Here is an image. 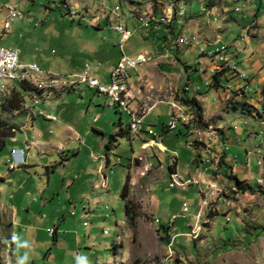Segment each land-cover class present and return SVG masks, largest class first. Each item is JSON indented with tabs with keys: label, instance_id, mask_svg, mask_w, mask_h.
Instances as JSON below:
<instances>
[{
	"label": "rangeland",
	"instance_id": "obj_1",
	"mask_svg": "<svg viewBox=\"0 0 264 264\" xmlns=\"http://www.w3.org/2000/svg\"><path fill=\"white\" fill-rule=\"evenodd\" d=\"M148 1H151L150 9L136 16L134 11L137 5L130 2L145 4ZM158 1L120 0L111 3V0H107L102 5L97 0H0V47L19 49L23 64L36 63L42 69L40 75L34 77V80L32 78L34 86L22 84L20 79H16V82L3 81L5 85L0 87V107L3 100L21 85L28 89L27 93H32V97H46L50 90L60 93L63 89L62 81L70 80L74 74H84L87 65L92 68L94 77L103 85L109 86L112 70L124 52L130 57L148 52L154 62L140 69L145 79L141 84L145 88L137 90L135 94V100L140 102L142 110H150L143 119H146L145 123H150L159 134H164V124L170 122V115L174 111L171 106L173 103L188 109L189 125H194L192 130L202 129L204 123L201 122L200 115L184 105L183 99L188 97V93L207 98L205 105L211 111L217 105L214 94L227 92L231 95L245 82L229 74L220 77L222 79L220 85H215L214 88H218L215 92L204 94L207 90L205 82L199 78L198 71L192 70L201 60L200 49L211 52L216 48V41L237 53L245 48L247 52L239 53L241 57L233 63L238 65L239 72L246 73L243 72V69L248 71L244 57L256 53L264 43V0H242L245 7L238 13L235 11L237 3L234 0ZM101 5L105 8L112 5L125 14L124 22L134 36L126 44L124 51L119 46L121 35L113 30L108 14L100 11ZM254 6L256 11L251 9ZM10 8L21 12L24 18L16 20L6 30L4 24ZM158 9L162 10V14L166 11L171 14L161 20L171 22L175 18L174 24L178 27L180 19L182 24L185 23L183 27L187 28L189 23L196 29L190 34L201 33H196L201 42L199 48L176 50L177 59L174 58L171 64L162 62L160 51L157 50L161 39H145V29L138 20L146 18L151 22L153 18L150 15L157 13ZM81 17H85V20ZM253 23L255 27L252 26ZM259 24L260 40L250 41L249 32H255ZM149 32L158 33L156 30ZM235 45L238 47L235 48ZM190 67L193 79L191 82L187 78ZM138 81L139 75L134 74L131 84ZM186 87L189 92H186ZM198 87L201 91L197 90ZM40 92L42 93L39 94ZM68 92L39 105H35L25 93L27 108L34 107L35 117L46 124L49 137H57L59 128L57 125L52 126L56 122H51L47 115L62 102L72 105L70 104L67 112L61 108L59 116L67 117L72 125L83 131V135L88 130L89 136L82 137L80 143L61 142L63 150L59 153L55 149L59 145H49L53 142L46 139H43L42 147L33 148L32 142L39 138L36 136L33 139L35 132L30 131V125H35L36 120L30 115H23L26 114L24 110L21 116L19 112L7 115L8 121L16 124L18 131L0 152V264H232L231 261L222 262V257L232 252L243 253L240 240L248 237L247 241L251 242L258 237H264L263 227L256 229L255 235H252L247 231V226L238 224L240 216L234 210L229 215L224 214L229 209L227 201L224 203L221 200L218 203L219 214L215 211V200L207 194L212 192L220 197L225 192V188H219L222 184L230 183L226 173H219L221 177L216 178L219 180V188L216 184L208 186L207 190L205 184H185L180 187L170 184L167 179L166 176L169 177L171 172L167 167L168 161L171 159V164L175 167V153L183 175H188L187 179L192 178L190 180L202 183L194 178L199 175L195 161L197 156H201V150L210 154L212 141L207 136L201 138L206 145L199 139L201 149L197 151L194 147H189L190 141L185 136L177 137L172 134L178 128L170 131L164 140L168 149L160 154L162 162H157L155 156L144 153L141 142L135 137L129 139L117 136L113 153L109 154L110 166L104 170L106 180H98V174H82V169L99 168L95 163L96 158L90 154L91 150L99 149L100 143H103V152L98 153V156L103 158V167L106 168L109 153L106 146L113 141V131L118 128L121 116L125 124L130 117L126 112L118 113L117 104L118 108L115 109V104L109 97L99 95L97 90L89 89L87 84H79L72 92ZM243 94L244 92H236L235 96ZM260 96L263 97L264 93H260ZM91 103L92 109L88 112V105ZM259 103L261 104H245L243 115L259 117L264 121V100ZM46 105H50V109ZM201 108L203 120L204 110L202 106ZM235 108V103L229 100L227 109L232 112ZM97 112L100 113L98 120L102 117L98 123L97 120L94 121ZM220 116L215 115L214 118L220 120L223 118ZM215 122L217 121L214 124ZM250 123L253 124L250 130L255 133L254 140H248L246 145L244 139L235 140L237 137L232 133L237 147H233L228 155L236 166L245 165L249 160L250 170L257 177L259 173H264V125L254 119ZM232 124L237 129L247 128L243 122ZM180 126L184 128L182 123L178 124L179 128ZM207 128L220 135V129L213 126ZM233 129L234 127L230 131ZM241 146L250 149L257 147L258 151L247 156ZM133 151L141 159H132ZM237 155L239 160H236ZM11 165L15 166L16 171H11ZM199 166L200 172H204V164ZM127 176L129 189L125 193L127 198H124L123 189ZM217 176L216 173L214 177ZM79 177H83L81 182L77 181ZM88 177L94 178L93 183L87 182ZM185 187L187 190L183 189ZM198 187L203 189L205 197L200 196ZM233 193L228 192L226 196L230 199ZM258 194L261 196L255 200V212L245 217L248 225H264V192ZM204 200H208V204L202 208ZM185 205L188 207L187 213L184 212ZM127 206L130 208V215L126 213ZM199 212L200 216L195 217ZM243 216L245 215L240 218ZM167 222L172 224L169 228L172 235L170 243H173L171 246L164 240L166 234L160 225ZM194 228L198 230L197 235L192 233ZM258 245V251L253 249L259 261L257 264H264V239ZM249 254H252L250 249L245 257L240 256L239 259L236 257L238 255H233L232 258L238 264H245L247 261V264H255V255L252 260L251 256L248 257ZM243 260L245 263H242Z\"/></svg>",
	"mask_w": 264,
	"mask_h": 264
},
{
	"label": "crops",
	"instance_id": "obj_2",
	"mask_svg": "<svg viewBox=\"0 0 264 264\" xmlns=\"http://www.w3.org/2000/svg\"><path fill=\"white\" fill-rule=\"evenodd\" d=\"M119 1L120 0H115V1L111 0V3L112 2L117 3ZM130 3H132L133 5H137V6H135L136 9L134 11V14L137 16L140 12L150 9L151 1H148V3H145V4H136L134 2H130ZM158 3H160V2L158 1ZM251 9L252 10L255 9L254 11H256V6L252 7ZM170 15H171L170 12L166 11V13L162 14V10L158 9L157 18L170 17ZM7 16H8V13H7ZM217 19H218V17H217ZM180 21H182V20H180ZM182 25H185V23H183ZM186 26H187V28L183 27V29H186L190 32L192 30L193 31L196 30V29H194V27H191V25L189 23ZM178 27L175 28L176 33L180 32V30H178ZM259 29H260V24H259V27L257 28V30H255V32L251 33L248 31L250 33V37H249L250 41L258 42L260 40L259 39V35H260ZM246 30H247V28H246ZM156 31H158V33L144 32V38L145 39H151L153 41L161 39V43H162L165 40V36L167 35L166 27L161 26ZM196 33L197 32H195L194 34H196ZM197 34L201 35V33H197ZM201 37L205 38V36H201ZM220 38H221V35L219 34V39ZM219 39H217V40H219ZM237 47L238 46L235 45V48H237ZM158 49H163V48L160 46ZM263 51H264V43L262 44L260 50H257L256 53H252L249 56L244 57L245 63L247 64V70L248 71L243 69V72H246L250 75L252 82H250L249 88L254 89L253 91L247 90L246 95H236V96H235V93L237 91H234L233 94H231V95L228 94L227 92H223V94H221V95H218V93H216V94H214V96L217 99V102H216L217 105H216L215 109L211 110V111H208V109H207L208 106L205 105L207 98H203V96L197 97L196 95H190L191 98H195L198 101V103L203 107V110H204L203 128H207V126H213L217 129H220L219 130L220 139H218V144L214 148L212 147L213 146V140H212V142H211L212 146L209 149L210 154L207 153L205 150H201L200 151L201 156L200 155L197 156V160L195 162L198 164V171L197 172L199 175H198V177H194V178L201 180L202 184H205L207 186L206 188H208V186H210V185H216V184H217L216 186L219 188L220 187V184L218 183L219 180L216 178L221 177V174L223 172H226L228 175H230V173H232L233 176L238 178L241 182H244V186H245L246 191L237 190L234 187L233 183H227V184H222V186L219 188V189L225 188V192L220 197L216 196L212 192H209L207 195L215 200V204H216V206L214 205L216 207L215 211H218V214H219V208L217 206H218V203L222 200L224 203H226V201L228 202L226 205L229 208L228 211H224V214L229 215L230 214L229 212L234 210L235 213L237 214V216L241 217L242 215H245L242 218L238 217V224H240L241 226H244V227L247 226L248 227L247 231L251 232L252 235H255L256 229H259L261 227L264 228V225H259V224H255V226L254 225H248V223L246 221L247 219H245V217H247V215H253V212H255L256 207H257V205L255 204V200L257 201L258 200L257 198H259V196H261L260 194L255 193L254 191L262 189L261 191L264 192V188H261L264 185V183H263L264 173L263 174L259 173L258 176L256 177V175L250 170V161L249 160L246 162L245 165L236 166V164H233V162H231V160L229 159L230 155H228V153L232 150L233 147H237V144H236L237 141H235V140L244 139L246 142V145L248 144V142L250 140L251 141L254 140V138H255L254 134L255 133H254V131L250 130L251 126L253 125V124L251 125V123H250L252 121V119H254L258 123L264 125V121H262L259 117L255 118L254 116L247 117V116L243 115V110H244L245 104H252L253 105L254 102H257L259 105V104H261V103H259V101L264 100L263 99L264 96L261 97L259 93H256V94L253 93V92H255V88L257 86H259L261 88L264 87V52ZM238 52L241 54L243 52L244 53L247 52V50L245 51V48H244V49L239 50ZM240 54L238 57H241ZM173 59L174 58H167V61H166L167 64H169V63L171 64L173 62L172 61ZM205 61H207V62H205ZM199 62L200 61H198V63ZM201 62L209 65L208 60H206V59H201ZM197 67H198V65H197ZM197 67L196 68L193 67L194 69H192V70L199 72ZM191 68L192 67H190L189 73L187 75V78H189V82H191V80H193L191 77L192 73L190 72ZM198 75L200 76L199 78L201 80H203L204 82H205V78L209 76L208 73L204 74L201 72H199ZM221 79L222 78L219 79L218 85H220ZM144 81H145V79H144ZM144 81H142V82H144ZM77 86H79V85L64 88V89H62V91L60 93L58 91L55 92L53 90L47 91V92H49V95H47L44 98L41 97V100L39 101L40 103L38 102L37 104L34 103L31 92L26 93V95L33 101V103L35 105H39L42 103H48L51 100L56 99L58 96H63L66 94L67 91L72 92ZM143 87L145 88V86L142 85L141 83H139V81L135 82V84L133 85L134 93L137 94V90L140 91ZM89 89H91V88H89ZM215 89H218V88H212L210 91H208V89H207L204 91V94L207 95V94L213 93V92H215ZM206 91H208V92H206ZM186 92H189V91H186ZM229 100H232L235 103V106H236L235 111L230 112L231 110L227 109V104H228ZM70 104L72 105V103L65 104L64 102H62V104H60L57 107V109H51L49 111L50 113L47 115V118H49L51 122H56V123L52 124V126L57 125V127L59 128L57 130V137L55 136V138H52L51 136L49 137L47 134L48 127L46 126V124H44V122L42 120L36 119V117L33 116V108L34 107L26 108L27 105L25 103L24 111L27 112V115L32 116V118L34 120H36V122L34 123L35 125H33V124L30 125V127L32 126L30 131L33 133L35 132L33 139H34V137L36 138V136L39 138L38 140H34V142H32V144L34 145L33 148L38 149L39 147H42L43 139H46L48 142H53V144H49V145H52V146H54V145L58 146L59 145L58 147L55 148L56 152L59 153L61 150H63V148H62L63 145L61 142L65 143V144L80 143L82 137H88L89 136L88 130H86L84 132V135H83V131L80 130L79 128L77 129L74 125H72L70 123V120L67 119V117H60L59 116L61 108H63V110L67 112ZM113 104H115V103L113 102ZM138 105H141L140 102L134 100L133 106L136 107ZM79 106H81V105H79ZM45 107H49V109H50V105H46ZM114 107H115V109L118 108L116 104ZM223 108H225V109H223ZM91 109H92V103L88 105V112ZM116 110L118 113L120 112V111H118L119 108ZM70 112H71V110H70ZM63 114H65V113H63ZM215 115L216 116L221 115L220 117H223V118H221V119L219 118L220 120H218L217 117L214 118ZM98 116H100V113L97 112V117L94 118V121L97 120L96 123L100 122L101 118H102L101 117L98 120ZM145 121H146V119H145ZM145 121H143L144 122L143 123L144 129L139 134L133 133L130 131L131 118L125 124L124 118H123V116H121L118 128L114 129V131H113V135H112V136H114L112 138L113 141H111L107 144V146H110V149H107V146H106V149L109 152L107 155L108 157L106 159V163H107L106 168L103 167L105 164V161H103L102 157L98 156L99 155L98 153L103 152V147H102L103 143H100L99 149L91 150L92 153L90 154L91 157L94 156L96 158L95 163L99 166V168L96 170L82 169L81 170L82 174H84V175L86 174V176H92V175L98 174V175H100L98 180H103V179L106 180V177L104 176V170L108 169L110 166L111 159L109 157V154L111 155L113 153V147L115 146V144L117 142V136L127 137L129 139H131L132 137H135L138 141L141 142V150L144 153L148 154L149 156L153 155V156H155V160H157V162H162L160 160V154H162L163 152H166L168 149V147H166L164 145L165 137H167V135L170 134V132L165 127V125L168 123L164 124V127H163L164 134H159V132L156 131L152 127V125H150V123H145ZM214 121H217V122H215V124H214ZM235 122H239V123L243 122L244 124H246L247 128L237 129L238 127L236 128V126H234L232 124ZM59 123H61V124H59ZM188 125H189V123H188ZM232 127H234V129L232 131H230L232 129ZM36 129H37V131H35ZM195 130L196 129H193L192 131L195 132ZM150 132H153V133H150ZM189 133H190V130L188 128H186V127L181 128V126H180L178 132L172 133V134H174L177 137H184L185 136L187 139L191 140L193 135L190 138ZM232 133H234L237 137L235 140L232 139ZM231 143H232V145H230ZM241 147L243 150L245 149V151L247 152V156H250L252 154H256V152L258 151L257 147H255V149H250L249 147H246V146H244V147L241 146ZM250 147H252V146H250ZM256 148H257V150H256ZM199 149H201V146ZM199 149L197 151H199ZM206 150H208V149L206 148ZM138 156L139 155H136V153L133 151L132 159H141L140 156L139 157ZM207 158H209V161L211 162L210 164L205 162L207 160ZM239 159H240V157H239V155H237L236 160H239ZM173 160H174V158H173ZM222 160L224 162V165L221 167L220 162ZM172 162L173 161L170 159L168 161V165H167V167L171 171L169 174V177L166 176L167 179H169L170 184H173V181L171 179L172 176L178 182L182 181V182L186 183L188 180L192 179V178L187 179L188 175H183L182 168L179 165L178 160L175 162L176 163L175 167H171ZM201 163L204 164V167H205V171L202 173L200 172L201 166H199ZM261 165L263 166V163ZM10 168H13V170H11V171H13V172L16 171L14 165H11ZM19 168H21V167L19 166ZM219 172L221 174H219ZM216 173L218 174V176L214 177L216 175ZM82 178L83 177H81V178L79 177L77 179V181L79 180L81 182ZM93 179L94 178L88 177L87 182L93 183ZM98 180H97V182H98ZM255 181H256V184L254 183ZM181 184H183V183H181ZM182 187H184V186H182ZM249 187L252 188L253 191H247ZM183 189L187 190L186 187ZM198 190H199V194L201 197L206 196L205 193L202 192L203 189H200L198 187ZM232 191L234 193H233L232 197L229 199L226 195L228 194V192H232ZM202 193H203V195H202ZM211 195H214V196H211ZM263 198H264V196H263ZM208 214H209V212H208ZM263 239H264V237L261 236V237H258V239L255 241L248 242L247 241L248 237H245V239L243 241L240 240V242L242 244V248H243V253L239 254L236 252H232L231 254H228V255L225 254L224 257H222V262L225 260L226 262L231 261L232 264H238V261H234V258H232L233 255H238L236 257H238L240 259V256L245 257V255L248 253V251L250 249L252 254H249L248 257L251 256V259L253 260L254 255H255V264H257L259 261H257L256 253H254L253 249H256L258 251V249L260 248L258 243L260 240H263ZM230 247H233V246L230 245ZM247 262L245 263V260L242 261V263H245V264H247ZM252 264H254V263H252Z\"/></svg>",
	"mask_w": 264,
	"mask_h": 264
},
{
	"label": "built area",
	"instance_id": "obj_3",
	"mask_svg": "<svg viewBox=\"0 0 264 264\" xmlns=\"http://www.w3.org/2000/svg\"><path fill=\"white\" fill-rule=\"evenodd\" d=\"M115 1V0H113ZM99 4L105 5L107 0H97ZM101 5V6H102ZM101 12L108 14L109 22L112 25V28L115 32L121 35L120 39V49L122 51L125 50L126 44L133 38L134 33L126 26L124 22L125 14L119 8H114L113 6L105 8L102 6L100 9ZM150 16L154 19V26H143L145 29L144 32L150 33L151 30H158V28L163 25L166 27L167 35L166 41L161 45L163 49H157L160 51V60L167 61V58H176L175 52L176 50L180 49H188L194 50L199 48L201 42H199V36L197 34H190V31L183 29L182 21L179 20V27L182 26L180 30V34H175V24L174 19L171 22H159L157 21V13H152ZM24 15L17 11L16 9H8V16L7 20L4 24V28L6 30L11 28V25L18 19H23ZM178 19V17L176 18ZM85 20V17H84ZM140 22V19H138ZM174 28V29H173ZM239 53L236 50H230L229 46L221 45V42L216 41V48L211 52H206L203 48L200 49V59H207L208 64H204L199 60L198 63V70L201 73H208L209 76L205 78V86L206 88L209 87V82L211 81L212 77H224L229 74L239 78L240 80L244 81L245 84L240 87L237 92L243 95H246L247 90L252 91L249 88V84L251 81L250 75L246 73H241L238 71V65L234 64V60L238 59ZM1 58H17L19 63L22 64V69H35L36 71L42 70L40 66L36 63L34 64H23L21 61V51L15 48H5L0 47V61ZM159 61V60H158ZM154 62L153 57L148 54V52H143L136 57H130L125 54H122L121 58L119 59L117 66L112 70L111 73V84L109 86H105L101 83V81L92 75V68L87 65L84 74H74L75 81L79 84H90L93 87V90H97L100 95H104L109 97L111 101H117L119 103V111L126 112L128 116L131 118V132L139 133L141 129V125L143 119L145 117V110H142V107L139 105L134 107L133 102L135 100V93L133 89V85L131 84V80L134 74L139 75V83L144 81L143 75H141L140 69L142 67H146ZM73 75V74H72ZM16 79H25L30 80L27 77H22V71H18L17 73H13L12 77H0V87L3 88V81H15ZM35 82V81H34ZM38 83V82H35ZM66 83V80H65ZM42 84V83H38ZM43 85V84H42ZM50 85H56L55 83H50ZM45 86V85H43ZM186 89H189L186 87ZM7 93V90L4 89ZM254 90V89H253ZM253 93H264V87L257 86L255 88V92ZM174 111L171 113L170 117L171 120L168 123V128H177L179 123L187 124L188 125V118L190 115H183L180 111L177 110V104L171 105ZM27 108V107H26ZM30 108V107H29ZM33 116L34 112H33ZM207 136V138L213 139V148L217 145L219 135L217 132L213 130H202L196 129L193 132V137L199 142V139ZM29 147V146H28ZM19 161V160H18ZM210 163L209 158L205 161ZM262 162H259L261 165ZM173 185H178L180 187L184 186L185 184H195L200 185L202 183L197 182V180H188L186 183L183 182L181 184L175 178H173ZM213 188V187H212ZM209 189L206 188V190ZM206 199V198H205ZM208 204V200H204L202 202V208ZM184 212H188L187 205L184 206ZM200 212L195 216L199 217ZM175 217L171 221L174 223ZM197 228V227H196ZM194 228V229H196ZM55 234V231H54ZM173 243H169L171 246Z\"/></svg>",
	"mask_w": 264,
	"mask_h": 264
},
{
	"label": "trees",
	"instance_id": "obj_4",
	"mask_svg": "<svg viewBox=\"0 0 264 264\" xmlns=\"http://www.w3.org/2000/svg\"><path fill=\"white\" fill-rule=\"evenodd\" d=\"M63 3L65 4V2H63ZM79 15L81 16V14H79ZM81 18H82V20H84V17H81ZM157 19H158L159 22H162V21L163 22H167L166 20H161V18H157ZM173 19H175V18H173ZM151 26H154V22L151 24ZM175 34H178L179 35L180 32L175 33ZM165 41H166V36H165V40L161 43V45ZM219 78L220 77H213V81H212L213 84H212V86H210V87H208L206 89H208V91H210L212 88L215 87V85H218ZM186 91H189V89H186ZM199 91H201V89ZM27 92H28V89L25 86H22L21 85V86L18 87L17 90H14L13 92H11L10 93V96H8L7 98H5V100H3L2 104H1V107H0V152L6 147L7 141L9 139H11V138H14L15 135H16V132L18 131L16 124H13V123H11V122L8 121V119H7L8 116L7 115H11L12 113H16V112H19V115L20 116L22 115V113H23L22 111L24 110L25 103H26V95H25V93H27ZM183 101H184V105H186L187 108L190 107L197 114L200 115L201 122H202L203 121L202 120V114L200 113V110L202 108H201V106H199V103L197 102V100L195 98H191L190 95H189V93H188V97L185 98V99H183ZM24 112L26 114H23V115H27V112L26 111H24ZM143 123L144 122H142L141 129H140L139 133L144 129V124ZM196 125L198 126V124H196ZM182 126L188 128L190 130L189 137L191 138L192 135H193V131H192L191 127L194 126V125H187V124H183L182 123ZM165 127H166V129L169 132L170 131H176V130H170L168 128V124H166ZM177 128L179 129L178 126H177ZM202 129L208 130V128H202ZM130 131H131V124H130ZM150 133H153V132H150ZM112 137H114V136H112ZM188 141H190V143H188L190 145L189 147H194L196 150H198L200 148V145L201 144L196 139H194V137H192L191 140L188 139ZM107 149H110V146H107ZM173 157L177 161V155L174 154ZM220 165H221V167L224 165L223 160L220 162ZM171 167H174V165H171ZM223 173L225 174L226 172H223ZM225 175H226V177H228L230 183H233L234 184V187L237 190L246 191L245 190V186H244V182H241L235 176L228 175L227 173ZM128 180H129V178L127 176V179H126L127 182H126V185H125V187L123 189V197L124 198H127V195L125 193L129 189V187H128V184H129ZM172 181H173V179H172ZM247 191H253V189L249 187ZM254 192L255 193H259L261 191L257 190V191H254ZM126 213H127V215H130V208L128 206L126 207ZM160 225H161V229H163L164 230V233L166 234V237H164L165 238L164 240L169 244L170 241H171V239H172V235L169 232L170 231L169 228L172 227V224L169 223V222H167L166 224H160ZM55 234H56V232H55Z\"/></svg>",
	"mask_w": 264,
	"mask_h": 264
},
{
	"label": "bare ground",
	"instance_id": "obj_5",
	"mask_svg": "<svg viewBox=\"0 0 264 264\" xmlns=\"http://www.w3.org/2000/svg\"><path fill=\"white\" fill-rule=\"evenodd\" d=\"M56 1H60V0H56ZM234 1H235V3H237L235 11L237 13L241 12V10L245 7V4L242 3V0H234ZM65 6H66V8H68L67 4H65ZM152 21H154V19ZM140 22L142 23L143 26H151V22L149 21V19L141 18ZM252 26L255 27V23H253ZM210 46H213V44H210ZM18 71H22V77H27L30 79V80L20 79V81H19L20 83L26 84L27 86H34V84L31 81H33L34 77H36L37 75H40L42 72L41 70L36 71L35 69H22V64L19 63L17 58H1V61H0V77H12L13 73H17ZM49 76L52 77L53 75H49ZM32 78H33V80H32ZM212 81H213V77H212L211 81L209 82V87L212 86V84H213ZM61 84L63 85V89L67 88V87H73V86L79 85V83H77L75 81V76H72L70 78V80L68 79V81H66V83H65V81H62ZM3 85H5V84L3 83ZM87 85L89 88L93 89V87L90 84H87ZM197 90L199 91L200 87H198ZM41 93L42 92H40L39 94H41ZM44 96L45 95H43L42 98H44ZM33 100H34V103L37 104L41 100V97H38V95H35V97H33ZM113 102L119 106V103L117 101H113ZM177 110L180 111V113L183 115H189L188 109L182 107V105H177ZM148 112L145 110V115H147ZM188 123H189V121H188ZM170 130H177V128H170ZM208 139L211 141L213 140L212 138H208ZM200 142H204V144H205V141L202 139L200 140ZM107 233L108 232H106V234ZM192 233L197 235L198 230L193 229Z\"/></svg>",
	"mask_w": 264,
	"mask_h": 264
},
{
	"label": "clouds",
	"instance_id": "obj_6",
	"mask_svg": "<svg viewBox=\"0 0 264 264\" xmlns=\"http://www.w3.org/2000/svg\"><path fill=\"white\" fill-rule=\"evenodd\" d=\"M18 161V160H17ZM18 162H20V161H18Z\"/></svg>",
	"mask_w": 264,
	"mask_h": 264
}]
</instances>
